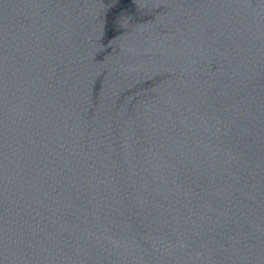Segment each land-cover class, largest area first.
Instances as JSON below:
<instances>
[{"label": "water", "instance_id": "water-1", "mask_svg": "<svg viewBox=\"0 0 264 264\" xmlns=\"http://www.w3.org/2000/svg\"><path fill=\"white\" fill-rule=\"evenodd\" d=\"M0 264H264V0H0Z\"/></svg>", "mask_w": 264, "mask_h": 264}]
</instances>
